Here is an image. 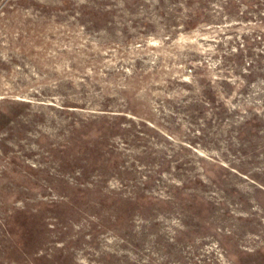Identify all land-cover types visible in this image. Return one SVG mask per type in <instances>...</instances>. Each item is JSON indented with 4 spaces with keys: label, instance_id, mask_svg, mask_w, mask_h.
Returning a JSON list of instances; mask_svg holds the SVG:
<instances>
[{
    "label": "rangeland",
    "instance_id": "374dc122",
    "mask_svg": "<svg viewBox=\"0 0 264 264\" xmlns=\"http://www.w3.org/2000/svg\"><path fill=\"white\" fill-rule=\"evenodd\" d=\"M0 264H264V0H0Z\"/></svg>",
    "mask_w": 264,
    "mask_h": 264
}]
</instances>
